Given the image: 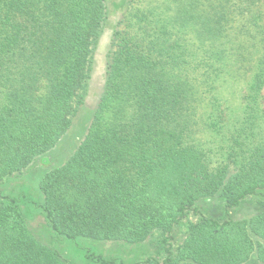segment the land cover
<instances>
[{
	"label": "trees",
	"instance_id": "1",
	"mask_svg": "<svg viewBox=\"0 0 264 264\" xmlns=\"http://www.w3.org/2000/svg\"><path fill=\"white\" fill-rule=\"evenodd\" d=\"M108 1L0 0V187L36 162L47 168L46 156L71 129L108 26ZM127 1L115 3L117 15L128 12L112 38L90 127L40 181L45 220L56 237L75 242L139 245L161 232L164 260L134 264H247L254 256L264 264V0H185L171 20L160 5L132 13ZM241 69L252 71L248 124L231 132L216 96L208 114L200 109L223 74ZM223 130L232 144L214 163L201 132ZM217 194L228 213L253 199L260 211L204 217L170 244L175 227L199 214L198 201ZM84 251V264H129ZM0 264L72 263L30 234L18 200L9 199L0 204Z\"/></svg>",
	"mask_w": 264,
	"mask_h": 264
},
{
	"label": "rangeland",
	"instance_id": "2",
	"mask_svg": "<svg viewBox=\"0 0 264 264\" xmlns=\"http://www.w3.org/2000/svg\"><path fill=\"white\" fill-rule=\"evenodd\" d=\"M184 1L185 0H128L127 3L132 13L134 11L136 12L138 9L147 11L148 8H151V3L160 5L165 12V16H168L167 20H171L170 17H175L177 5ZM115 3L116 0L108 1V26L106 25L107 28L99 39L95 50L94 69L87 90L85 104L80 108L78 114L74 118L73 125L69 132L62 138L57 148L46 156L49 161L47 163V168H44L39 162H36L24 175L6 180L0 187V204L4 200L17 199L28 222L30 234L40 242L58 249L65 259L72 264H84L83 254L86 249H91L92 251L103 254L107 258L123 259L129 264H134L148 257L163 261L166 257V246L162 242L164 236L159 231H156L144 243L139 245L121 242H97L85 239H79L76 242L67 241L53 234L40 208L43 202V194L39 188V184L44 173L64 163L74 152L87 133L95 111L101 101L105 88L106 67L112 38L116 29H122L125 26V23H122V21L125 16H127L128 12L125 11L117 15V13H115ZM260 11L263 14L262 22H264V3L261 4ZM162 18L166 19L164 16H162ZM256 48L258 47L252 50L253 54ZM243 52L247 55L249 51L247 49V51ZM251 79L252 71L248 69L237 70L233 75H228L227 73L223 74L222 78L216 82V90L207 95V100L204 101L201 106L200 114L209 113L213 108L211 97L216 96L225 109V120L221 123L222 126L225 124L232 129L233 125H236L235 128L241 127L244 124L247 125L248 123L244 121L246 118L245 108L247 105L245 97L248 94V86ZM201 81L202 79L200 78V82ZM259 108L261 112L258 113V115L261 118L258 122L260 124L261 134L264 136V89L261 93ZM237 119H239V121ZM231 132H234L233 129ZM224 133L225 130L220 134L211 133L210 131L201 132V136L207 140L208 146L212 150V159L214 163L223 161L225 158L224 154H227L229 145L232 144V134ZM197 209L199 214L190 213L182 223L175 227L172 239L169 240L170 244L177 247L188 234L190 225L198 222L204 217L222 221L228 219L229 216L234 219H249L260 211L257 199H253L245 202L239 208L230 210L228 213L226 201L219 194L214 197L199 200ZM247 264L261 263L254 256Z\"/></svg>",
	"mask_w": 264,
	"mask_h": 264
}]
</instances>
